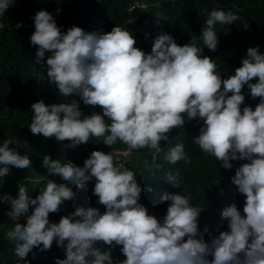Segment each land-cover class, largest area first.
Masks as SVG:
<instances>
[{"label": "clouds", "instance_id": "clouds-1", "mask_svg": "<svg viewBox=\"0 0 264 264\" xmlns=\"http://www.w3.org/2000/svg\"><path fill=\"white\" fill-rule=\"evenodd\" d=\"M0 264H264V0H0Z\"/></svg>", "mask_w": 264, "mask_h": 264}]
</instances>
